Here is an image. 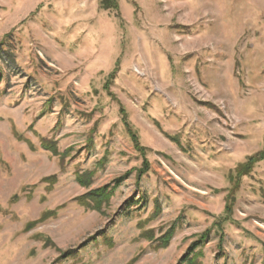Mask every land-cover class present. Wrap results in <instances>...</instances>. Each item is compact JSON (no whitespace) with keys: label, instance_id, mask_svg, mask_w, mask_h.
<instances>
[{"label":"rangeland","instance_id":"1","mask_svg":"<svg viewBox=\"0 0 264 264\" xmlns=\"http://www.w3.org/2000/svg\"><path fill=\"white\" fill-rule=\"evenodd\" d=\"M116 1L0 0V264H264V0Z\"/></svg>","mask_w":264,"mask_h":264},{"label":"trees","instance_id":"2","mask_svg":"<svg viewBox=\"0 0 264 264\" xmlns=\"http://www.w3.org/2000/svg\"><path fill=\"white\" fill-rule=\"evenodd\" d=\"M98 1V6H99V9L102 10V11H113V12H117L118 10V4H117V1L116 0H97ZM44 149H46V151H49V152H54L51 148L47 147V146H43ZM264 160V137H263V146H262V149L261 151H259L258 153H256L254 156L252 157H249L246 162L244 164H241L240 166H238L233 174L236 175L237 178L239 177H243L245 175H247L250 170H252L253 166L256 165L257 163L261 162ZM232 174V175H233ZM76 182L80 185V186H86L84 185V183L82 182L81 178L80 177H76ZM120 182V181H119ZM116 183V182H115ZM118 183V181H117ZM120 185L119 184H114L115 187H118ZM114 186H108L106 187L104 190H103V194H100V197H103L104 195V192H110ZM89 197V196H88ZM92 197V198H90ZM89 197V202L87 203H82V200H84L85 198L81 197V198H78L77 199V202L84 208L86 209H91V210H96L99 208L100 206V201H98L97 197L96 196H90ZM99 197V198H100ZM139 202H132L129 206H128V209L131 208L132 206H136L138 205ZM96 206V207H95ZM128 209H126V212L128 211ZM43 219V216L41 217L40 220ZM35 222H32L30 223L29 226H34ZM200 247V244H195L193 245L192 249L189 250V253L187 255V257H185L183 260L186 264H193L192 263V259H193V253H194V250H196L197 248ZM73 256V253H71V251H66V252H62L60 257L64 260H67L68 257L71 258Z\"/></svg>","mask_w":264,"mask_h":264}]
</instances>
